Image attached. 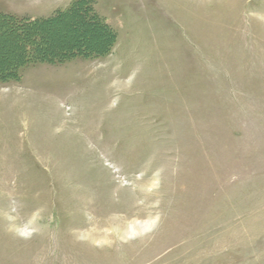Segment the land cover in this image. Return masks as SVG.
<instances>
[{
  "label": "rangeland",
  "instance_id": "obj_1",
  "mask_svg": "<svg viewBox=\"0 0 264 264\" xmlns=\"http://www.w3.org/2000/svg\"><path fill=\"white\" fill-rule=\"evenodd\" d=\"M86 1L108 52L0 77V264H264V0ZM63 20L49 47L105 37Z\"/></svg>",
  "mask_w": 264,
  "mask_h": 264
},
{
  "label": "trees",
  "instance_id": "obj_2",
  "mask_svg": "<svg viewBox=\"0 0 264 264\" xmlns=\"http://www.w3.org/2000/svg\"><path fill=\"white\" fill-rule=\"evenodd\" d=\"M87 2L86 0H76L66 11L46 19H19L0 11V26L4 28L0 36L6 37V33L12 32L17 40L16 45L19 47L11 59L0 64V77L18 76L22 66L38 60H65L75 54L102 55L108 52L113 42V33L107 25L100 21L99 15L92 12ZM77 9H81L83 16L92 23L93 29L101 31L105 35L103 40L99 42L81 39L66 45L55 44V48L46 45L43 34L46 25L56 22L66 25L68 22L63 19L71 17Z\"/></svg>",
  "mask_w": 264,
  "mask_h": 264
}]
</instances>
